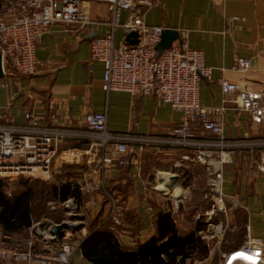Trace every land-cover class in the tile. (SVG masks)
Returning <instances> with one entry per match:
<instances>
[{
  "label": "crops",
  "instance_id": "0c3cea01",
  "mask_svg": "<svg viewBox=\"0 0 264 264\" xmlns=\"http://www.w3.org/2000/svg\"><path fill=\"white\" fill-rule=\"evenodd\" d=\"M88 9L91 16L99 21L90 34L77 25L55 23L38 43L37 57L41 62L38 70L32 75L14 73L0 79V124L23 126L26 124L25 113L32 112L43 127L87 133L86 115L106 111L108 128L113 133L165 136L169 129L181 123L182 112L154 95H132L125 91L107 93L102 87L104 64L96 61L90 70L91 41L109 32L110 12L108 5L102 1L90 2ZM127 16L128 12H124L123 18ZM144 20L149 26H164L179 33L185 32L189 45L204 51L205 62L212 68V73L201 83V103L205 106H225L226 139L235 142L264 141V122H255L248 112L233 101L235 94L226 95L220 83L226 79L238 83L249 92H262L264 103V0H225L222 6L215 5L211 0H160L145 13ZM123 37L124 32L119 29L116 41L121 42ZM237 57L249 58L251 67L245 72L237 70ZM203 139L215 140L216 136L209 134ZM86 147L87 140L65 139L58 146L60 153L57 163L60 159V164L64 163L65 155L69 152L78 159L84 155ZM181 153L182 150L173 147L158 150L155 145L132 144L127 154V164L121 166L115 163L109 167L105 179L106 190L116 193L124 208L122 224L116 226L115 232L124 247L135 249L157 235L156 222L161 213L172 215L182 235L195 229L185 227L186 231L181 230L174 214L183 199L169 205L165 201L167 198L161 194L168 192L154 186L155 178L151 179L153 173L158 174L160 182L161 171L170 173V190L174 189L175 194L177 190L176 195L180 196L177 187L179 175L173 170L180 169L183 164L189 165L181 159ZM83 165L86 166L84 177L96 180L98 175L88 171L90 165L87 156ZM193 165L204 171L203 165ZM263 168L264 144L236 149L233 163L224 168V191L237 202V205L231 202L232 206L242 207L239 211L243 213V223L246 225L243 226L245 239L247 224H250L251 234L264 240ZM205 189L203 187L201 192L202 200ZM106 197L103 189L83 193V208L92 215V221L101 211L105 216L103 218H109L110 207L108 204L103 207ZM197 209L203 211L206 208ZM89 230L85 225L78 231L81 240ZM203 231H198V235L202 236ZM204 240L212 253L211 247L218 240ZM234 246L229 245L231 249L227 252L236 249ZM73 264L94 263L79 250L74 255Z\"/></svg>",
  "mask_w": 264,
  "mask_h": 264
},
{
  "label": "built area",
  "instance_id": "2783aa9c",
  "mask_svg": "<svg viewBox=\"0 0 264 264\" xmlns=\"http://www.w3.org/2000/svg\"><path fill=\"white\" fill-rule=\"evenodd\" d=\"M93 1L105 2L110 12L109 32L93 38L90 47V70L96 61L104 64L103 90L107 93L125 91L132 95H154L182 112L183 119L165 136L154 137L111 132L106 111L86 115L87 133L43 127L32 112H26V124L23 126L0 124V179L6 182L7 194L12 195L15 183L21 176L43 177L47 174L50 178L56 168L59 144L65 139L76 138L87 140L84 154L90 165L88 171L98 177L95 180L83 176L75 184L82 193L100 189L106 191L110 199L108 217L112 218L111 230L114 233L117 232L116 226L122 224L124 208L117 194L106 190L105 179L112 164H127V154L132 144L155 145L158 150L178 148L182 150L183 160L203 165L208 173L206 197L211 200L208 215L225 210L228 199L237 205L234 197L224 191V168L233 163L236 149L262 145L264 141L235 142L226 139L225 106H205L201 103V83L211 77L212 68L205 62L204 51L189 45L185 32H180L171 46L159 53L158 45L166 28L149 26L144 15L160 0H0V54L4 76L14 73L32 75L38 70L41 63L37 57L38 43L55 23L77 25L90 34L99 23L88 9V4ZM211 1L217 6L225 2ZM124 12H128L126 18H123ZM119 29L124 32L121 42L116 41ZM133 31L139 34L135 44L126 40ZM251 64L246 57L235 59L236 69L242 72L247 71ZM220 83L226 95L235 94L233 101L248 112L255 122H264L262 92H249L238 83L226 79ZM209 134L216 136V139H203ZM59 202L70 207L76 199L72 197ZM41 223L32 224L28 228V236L23 239H17L0 227V264L23 261L73 264L75 253L81 250L82 240L78 231H66L63 240L56 242L50 231L55 224L40 227ZM102 226L100 224L98 227ZM246 229L244 243L224 253L223 264H264V240L251 234L250 224ZM39 242L45 244V251L36 249ZM218 242H221L220 238ZM240 253L247 256L240 257ZM249 256L251 262H246ZM198 263L199 260L192 256L187 258L185 264Z\"/></svg>",
  "mask_w": 264,
  "mask_h": 264
},
{
  "label": "trees",
  "instance_id": "16d2710c",
  "mask_svg": "<svg viewBox=\"0 0 264 264\" xmlns=\"http://www.w3.org/2000/svg\"><path fill=\"white\" fill-rule=\"evenodd\" d=\"M16 184L18 188L15 187L9 196L5 180L0 179V227L14 234L17 239L28 236V228L33 224L34 215L44 213L49 195L57 201H66L73 197L78 203L83 202L82 191L78 184L71 181L56 185L22 178ZM106 198L103 207L106 204L110 206V199L108 196ZM102 212L92 221L88 235L80 244L84 257L94 264H185L189 257L205 259L209 256L210 247L198 235V231L204 229L203 224H198L190 233L182 235L172 215L161 213L156 222L157 235L135 249H128L111 230L113 223L98 227L105 219ZM243 226L246 225L241 223L237 231L231 233L230 246L233 244L238 248L239 243L244 241L246 230ZM41 244L39 242L36 249L45 251Z\"/></svg>",
  "mask_w": 264,
  "mask_h": 264
},
{
  "label": "rangeland",
  "instance_id": "374dc122",
  "mask_svg": "<svg viewBox=\"0 0 264 264\" xmlns=\"http://www.w3.org/2000/svg\"><path fill=\"white\" fill-rule=\"evenodd\" d=\"M60 153V152H59ZM66 158L64 163L60 159L57 163L56 161V168L53 170L51 177H47L45 174L43 177H25L21 176L18 178L16 183L24 178L30 181H39V182H46L49 184H56L60 185L61 183L65 182H74L77 183L81 177L84 176L86 171V166L84 164V160H86L85 154L80 156L78 159L77 157H73L74 155L69 152L65 155ZM59 156L57 157L58 160ZM73 158V159H72ZM182 159V157H181ZM77 160V161H76ZM183 160V159H182ZM185 161V160H183ZM187 161H185L186 164ZM188 163V162H187ZM187 165H182L180 169L174 168L173 172L179 175V181L177 182V187L180 190V196L175 194L174 189L167 191L168 193H161L162 196L166 197L165 201L169 205L172 206L173 202L178 199H183L177 208V212L174 214L178 225L181 226V230H185L186 228H196L198 224L204 225V231L202 233V237L206 240H218L220 238V243L217 241L212 247V253L206 259H200L199 257L196 258L199 260L198 264H223L224 261V253L230 249L228 248L229 242L231 241V233L237 231V228L241 226L243 223V213L239 212L242 208L241 206L231 205V200L225 201V210L218 211L214 215H208V210L211 209V200L210 198L206 197V193L208 191L207 188V177L208 173L204 169V171L195 166L193 164L188 163ZM170 171V170H169ZM158 173V172H157ZM155 178V179H154ZM151 179L153 180L154 186L159 185L158 174H152ZM15 183V187L18 188V184ZM203 187H205L204 198L201 199V192ZM110 192H113L112 190ZM165 192V191H164ZM83 194V193H82ZM48 201L45 203L44 213H36L33 218V224L37 222H47L49 225H54L56 223H60L59 221L64 220L63 222H70L73 220H78L79 223H84L86 220L87 227L89 224L92 223V215L87 213L83 208L82 204L74 203V205H70L67 207L66 205L60 204L57 199L53 198L52 195H49ZM84 201V199H83ZM53 204V205H51ZM54 206V208H53ZM206 208L205 210L201 211L198 210V207ZM81 220V221H80ZM110 223H113L112 218H105L103 223L106 226H109ZM222 226V227H218ZM82 229V228H81ZM80 229V230H81ZM187 229V230H188ZM72 230V229H69ZM67 230V231H69ZM79 231V230H78ZM186 231V230H185ZM66 233V232H65ZM41 246L44 248L45 244L42 243ZM211 252V251H210Z\"/></svg>",
  "mask_w": 264,
  "mask_h": 264
},
{
  "label": "water",
  "instance_id": "95a60500",
  "mask_svg": "<svg viewBox=\"0 0 264 264\" xmlns=\"http://www.w3.org/2000/svg\"><path fill=\"white\" fill-rule=\"evenodd\" d=\"M138 32L133 31L127 35L126 40L131 43L135 44L138 42ZM179 31L176 29L166 28L164 29L161 41L158 45V51L159 53H163L166 49H168L172 42L178 37ZM4 77L3 67H2V58L0 54V79ZM47 222H42L40 224V227L47 226ZM84 227V223H71V222H61L57 223L51 228V234L54 235V241L61 242L63 240V237L65 236V232L69 229H72L74 231H78L81 228Z\"/></svg>",
  "mask_w": 264,
  "mask_h": 264
},
{
  "label": "bare ground",
  "instance_id": "6f19581e",
  "mask_svg": "<svg viewBox=\"0 0 264 264\" xmlns=\"http://www.w3.org/2000/svg\"><path fill=\"white\" fill-rule=\"evenodd\" d=\"M165 174L167 175V178L165 177ZM164 174V171H161L160 173H159V177H160V182H159V185H158V189H161V190H166V191H168V190H170L171 188H170V182H172L171 181V178H170V180H168V178H169V176L171 175L170 173H165ZM172 177V176H171ZM174 185V184H173ZM176 194H178V191L176 190ZM240 257H243V256H247V254H244V253H240V255H239ZM236 258V257H235ZM238 258V257H237ZM247 258H249V259H246L247 261L246 262H248V261H250L251 262V257L249 256V257H247ZM236 260V259H235ZM251 264H253V263H251Z\"/></svg>",
  "mask_w": 264,
  "mask_h": 264
}]
</instances>
